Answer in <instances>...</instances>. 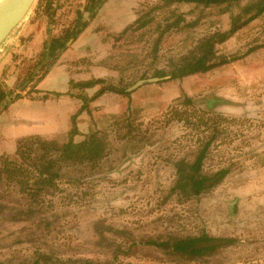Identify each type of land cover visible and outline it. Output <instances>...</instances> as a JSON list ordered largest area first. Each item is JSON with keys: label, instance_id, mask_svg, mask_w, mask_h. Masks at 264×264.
Segmentation results:
<instances>
[{"label": "rangeland", "instance_id": "374dc122", "mask_svg": "<svg viewBox=\"0 0 264 264\" xmlns=\"http://www.w3.org/2000/svg\"><path fill=\"white\" fill-rule=\"evenodd\" d=\"M88 1H33L23 23L35 16L40 57L28 63L22 52L9 54L0 82L10 90L6 107L11 109L1 117L22 108L17 98L36 96V83L44 80L40 104L32 107L40 109L36 124L42 137L63 142L69 137L70 115L81 103L65 92L70 79L103 77L104 83L118 86L139 77L150 80L129 95L105 90L90 99L89 111L77 114L72 138L81 140L91 130L106 133L107 153L85 168L81 183L62 181L64 190L54 205L42 207L47 210L28 211L26 199L16 202L9 196L12 190L0 183V264H82L83 259L100 264H264V45L208 71L165 79L154 69L166 68L203 35L227 28L229 12L217 5L176 2L152 10L153 20L134 27L142 10L160 0H102L92 11L85 6ZM77 11L85 25L35 74L30 72L19 90L21 70L35 68L47 51L45 44L73 24ZM177 14L184 20L164 28ZM21 29L22 24L11 35ZM9 39L2 46H11ZM259 44H264V12L217 49L231 55ZM100 84L71 90L90 96ZM5 125L12 128L9 133ZM0 128V154L11 155L15 148L9 134L17 125L8 118ZM213 130L200 165V173L213 178L198 192L184 190L178 164L188 168ZM224 167L228 171L214 178ZM12 205L25 210L14 214ZM201 234L229 241L197 256L178 254L167 244Z\"/></svg>", "mask_w": 264, "mask_h": 264}, {"label": "trees", "instance_id": "16d2710c", "mask_svg": "<svg viewBox=\"0 0 264 264\" xmlns=\"http://www.w3.org/2000/svg\"><path fill=\"white\" fill-rule=\"evenodd\" d=\"M101 1L102 0H89L85 6L92 11ZM176 2H191L203 6L217 5L219 11L229 12V26L225 29H214L203 35L198 39L196 45L191 50L168 63L166 68H155L154 75L158 77L173 79L191 73L205 72L217 65L240 58L256 47L264 45H254L243 53L231 55L218 52L217 49L218 43L228 39L240 27L246 25L252 19L264 12V0H160L154 5H151L145 11L142 10L132 24L134 27L145 26L153 20L154 15H150L152 10L168 7ZM233 6L237 7L236 11L232 10ZM77 12L78 16L73 24L65 28L61 35L51 37L45 44V49L47 48V51H45L42 57H44L46 53L50 55L57 49L62 48L66 41L71 37H74L77 32L81 30V27L85 25V22L80 20V11ZM171 13L174 14L175 12L172 10ZM181 20H184V17L182 14H177L172 21L166 23L164 28L178 26ZM193 22L194 21H191L190 23L187 22V24H193ZM129 26L132 25L130 24ZM161 34L162 31H159L157 40L160 39ZM39 61L40 58L37 63ZM35 64L32 66L34 67ZM31 71L32 68L26 70L25 75L20 79L21 82L30 77ZM104 82L105 79L103 77H92L77 81L72 79L69 80L70 89L65 92L79 97L81 103L77 110L70 115L71 125L68 130L69 137L67 140L58 142L53 138H44L39 133H29L16 138L13 154H0V183L7 185L8 188L12 190L9 191V196L13 197L16 202L21 199H26V204L24 206L28 211L41 213L42 211L47 210L46 208H43L42 210V207L54 205L55 198L64 190V187L61 186L62 181L72 185L81 183L83 178L87 175L84 172L85 168L87 166L98 164L101 158L106 155V133L104 137L100 131L91 130L87 132L81 140L75 141L72 138V134L77 132V114L84 109L88 111L90 110V99L95 98L105 90L129 95L131 90L145 81L143 78L139 77V79L127 86H118L116 84ZM97 83H101L99 88L90 96H87L84 93H74L71 90L73 88L93 86ZM9 92L10 90L5 89L3 82H0V103L7 95H9ZM56 93L59 94L58 92ZM20 95L19 92L15 93V96ZM45 96L47 95H43L42 97ZM10 99H7L3 103L2 109L7 106ZM216 116L221 117V114ZM214 137L215 130H213L211 135L203 141L194 160L188 165V168L181 163L178 164L179 183L183 185L184 181L187 179V182L191 183V188L194 192L203 189L207 181L211 179L200 173V165L206 155L209 144ZM76 170L78 173L74 174V171ZM227 171L228 169L226 167L221 168L216 175L219 177L224 175ZM69 193L70 191L66 194ZM34 204L40 206L36 208ZM22 207L12 205V210H17L14 214L22 213L25 210ZM209 240H214V238L201 234L199 236L177 239L171 245L174 250L186 251V249H189V251L196 256L201 255L206 250L212 249L215 246L216 243L206 246H196L198 242ZM155 242L160 244V242ZM82 264L100 263H92L89 259H83Z\"/></svg>", "mask_w": 264, "mask_h": 264}, {"label": "crops", "instance_id": "0c3cea01", "mask_svg": "<svg viewBox=\"0 0 264 264\" xmlns=\"http://www.w3.org/2000/svg\"><path fill=\"white\" fill-rule=\"evenodd\" d=\"M36 11L38 12L37 14H39L40 4ZM33 13H35V11ZM25 16L12 28V30L0 43V78L2 77L3 69L6 67V62L8 63V61L6 60L8 59L9 54L16 52V50L17 52H22L24 54L22 58L23 57L26 58L24 60L28 61V63L29 61H33L34 59H37L38 58L37 56L40 54V27L39 28L36 27L37 21H35V16L33 15H30L32 17L29 21L23 23L25 18H27V16L29 15L27 14ZM21 24H22V29H21L22 31H18L17 35H11V33L15 30V28ZM28 35H32V38L29 39ZM8 36L10 38H13V39H9L10 42L9 44L12 43V45L11 46L8 45L7 47L2 46L3 44H8V38H9ZM13 45H15V47H13ZM14 67H15V63H12V67L10 68V70H13ZM21 72L22 75L20 77H19L20 73L17 72L19 75L16 74L15 79H17L18 77L21 78L22 76L25 75L24 68L23 70H21ZM44 82L45 81L43 80V81H38V83H36V86L39 88V91H37L36 96L17 98L14 101L16 102L15 104L20 103V105H22L21 106L22 108H20L18 111L17 110L13 111L12 113L6 114L5 116L2 117L1 114L5 113L7 108L8 110H10L11 107L8 106L4 110L0 111V124L5 119L11 118L14 120L15 124L17 125L16 132L14 134H9L12 137L13 149L15 148V141L17 137L29 133L40 134V127H38V124H36V121H38V118L40 117V109L38 108L32 109V107H37L36 103L40 104L41 101L40 87H42L43 89L47 88L44 86ZM4 128L7 133H9V131L12 130V128L9 127L8 125H5ZM1 129L2 128H0V134H2Z\"/></svg>", "mask_w": 264, "mask_h": 264}, {"label": "water", "instance_id": "95a60500", "mask_svg": "<svg viewBox=\"0 0 264 264\" xmlns=\"http://www.w3.org/2000/svg\"><path fill=\"white\" fill-rule=\"evenodd\" d=\"M34 0H0V43L12 30V28L25 16L26 12L30 8ZM49 57L48 54H45L44 58L36 65L33 69L31 75L35 74L38 71L40 65ZM154 79V78H151ZM29 78L26 79L20 86L19 90L22 89L28 82ZM150 80L144 79V81ZM142 82V81H140ZM139 82V83H140ZM9 98L6 96L0 103V110L3 103ZM219 240H209L201 241L196 244V246L206 245L209 243H218Z\"/></svg>", "mask_w": 264, "mask_h": 264}, {"label": "flooded vegetation", "instance_id": "af4514ba", "mask_svg": "<svg viewBox=\"0 0 264 264\" xmlns=\"http://www.w3.org/2000/svg\"><path fill=\"white\" fill-rule=\"evenodd\" d=\"M39 62H40V61H39ZM39 62H38V63H39ZM38 63H37V64H38ZM37 64H36V65H37ZM36 65H35V67H36ZM32 71H33V69H32ZM32 71H31V72H32ZM28 78H30V77H28ZM28 78H26V79H28ZM26 79H25V80H26ZM25 80H24V81H25ZM24 81H22L21 83H23ZM216 174H217V173H216ZM216 174H215V175H216ZM215 175H214V176H215ZM210 178L212 179L213 176L209 177V179H210ZM214 178L217 179V178H218V175H216ZM187 181H188L187 179L184 181V184H183V187H184V188H183V189H184V190H187V189L189 190V189H190L192 192H194V191L192 190V188H191V183H190V182L188 183ZM186 182H187V183H186ZM208 182H209V180L207 181V183H208ZM179 184H180V183H179ZM180 185H181V184H180ZM205 187H206V185H205L203 188H205ZM227 240L229 241V239H227V238L221 239V240H219L218 243L215 244V246H217V245H219V244H222V243H225V242H227ZM172 243H174V241H171L170 243L167 242V244L170 245L169 247H171V250H172L173 252H177L178 254H189V253H190L191 255H195V254L191 253V252L189 251V249H186V251H180V250H177V249L174 250V249L172 248V245H171ZM209 244H214V243H209ZM209 244H206V245H209ZM206 245H205V246H206ZM200 246H204V245H200ZM215 246H214V247H215ZM214 247H213V248H214ZM213 248H212V249H213ZM210 250H211V249L206 250L205 252H208V251H210ZM205 252H203V253H205ZM203 253H202V254H203ZM196 256H197V255H196Z\"/></svg>", "mask_w": 264, "mask_h": 264}]
</instances>
